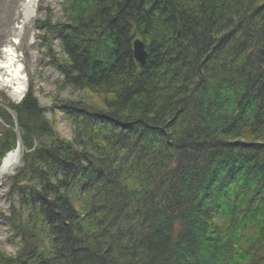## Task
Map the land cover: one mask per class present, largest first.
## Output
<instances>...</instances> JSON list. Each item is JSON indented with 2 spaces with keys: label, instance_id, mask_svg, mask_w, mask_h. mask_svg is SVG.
Listing matches in <instances>:
<instances>
[{
  "label": "trees",
  "instance_id": "1",
  "mask_svg": "<svg viewBox=\"0 0 264 264\" xmlns=\"http://www.w3.org/2000/svg\"><path fill=\"white\" fill-rule=\"evenodd\" d=\"M55 132L30 86L0 264H264V0H60ZM180 34V35H179ZM141 39L148 58H134ZM0 158L14 149L0 107Z\"/></svg>",
  "mask_w": 264,
  "mask_h": 264
},
{
  "label": "rangeland",
  "instance_id": "2",
  "mask_svg": "<svg viewBox=\"0 0 264 264\" xmlns=\"http://www.w3.org/2000/svg\"><path fill=\"white\" fill-rule=\"evenodd\" d=\"M24 2L25 0H0V51L16 41L15 48L23 65L27 91L30 86L33 87L34 95L39 104L47 109L46 116L58 137L71 141L75 125L60 106L68 100L82 98L83 93L61 85L62 77L53 67V57L47 51L51 46L55 58L59 57L60 46L56 38L47 37L45 28L41 25L48 12H51L52 22H64L60 0H39L34 15L28 20L24 18L22 11ZM0 103H15L6 87L0 88ZM4 125L0 118V129L2 126L5 128ZM22 166L23 159L20 167ZM10 177L3 179L0 200V256L8 257L18 256L23 247L21 234L13 228L18 199L17 193L12 191Z\"/></svg>",
  "mask_w": 264,
  "mask_h": 264
},
{
  "label": "bare ground",
  "instance_id": "3",
  "mask_svg": "<svg viewBox=\"0 0 264 264\" xmlns=\"http://www.w3.org/2000/svg\"><path fill=\"white\" fill-rule=\"evenodd\" d=\"M38 1L39 0H25L23 3L22 11L26 20L30 19L34 15L35 7ZM15 45L16 41H12L0 51V88H8L10 90L12 100L15 103H18L25 95L27 88L23 65L19 60ZM19 160L20 153L15 147L1 158V170H13Z\"/></svg>",
  "mask_w": 264,
  "mask_h": 264
},
{
  "label": "water",
  "instance_id": "4",
  "mask_svg": "<svg viewBox=\"0 0 264 264\" xmlns=\"http://www.w3.org/2000/svg\"><path fill=\"white\" fill-rule=\"evenodd\" d=\"M133 52H134V58H135L137 64H139L140 66H145V64L147 62V58H148V52L146 50L145 43L141 39L136 38L134 40V42H133ZM23 97L20 99V101L23 99ZM0 107L4 108L5 110H7L13 117V120H14V131H15L16 136H17L16 149L20 153V160L15 165V167L13 168L14 171L12 169H9L7 171H3V170H1L2 169L1 165L2 164L0 165V200H1V188L3 186V179L5 177L14 175L16 173L15 170L22 165V159H23V155H24V153L26 151V146H25L23 138H22L17 112L12 107H10L7 104L0 103Z\"/></svg>",
  "mask_w": 264,
  "mask_h": 264
}]
</instances>
